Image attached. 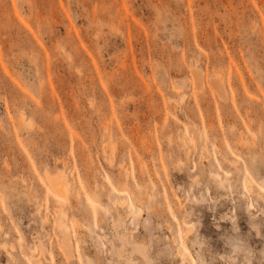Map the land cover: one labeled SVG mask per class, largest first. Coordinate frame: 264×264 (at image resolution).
Instances as JSON below:
<instances>
[{"label": "rangeland", "instance_id": "1", "mask_svg": "<svg viewBox=\"0 0 264 264\" xmlns=\"http://www.w3.org/2000/svg\"><path fill=\"white\" fill-rule=\"evenodd\" d=\"M119 215L153 264H264V0H0V264H125Z\"/></svg>", "mask_w": 264, "mask_h": 264}, {"label": "bare ground", "instance_id": "2", "mask_svg": "<svg viewBox=\"0 0 264 264\" xmlns=\"http://www.w3.org/2000/svg\"><path fill=\"white\" fill-rule=\"evenodd\" d=\"M192 72H193L192 74L194 75V78L197 82L196 84L198 85V82H199V84L201 85L200 82H202V81H199V79L201 77L197 75V71L193 70ZM218 84H220V83H218ZM209 175H210V177H213L217 180L219 187L225 188V185L229 183L227 181V179H224L218 173L210 172ZM46 180L48 182L49 188L54 192V194L56 195L57 198L60 199V197H63V196L65 197V195H67L66 193H68V191H69V181L64 176L59 175V176L51 177L50 175L46 174ZM195 182L198 183L197 178H195ZM57 212H58V218H57L58 221H56V222L58 223L59 229H61V231H62L63 248H64L65 252L68 254V256H72L73 243H72L70 235L68 234V226L62 220V218L65 217V213L63 210H59ZM122 223H123L122 217L120 215H119L118 220L112 221V227L115 231L116 238L119 241V246H116L113 242H111L113 248L115 249L113 251H115L117 256H119L121 258L124 257V255H125V258H124L125 264H136V260L133 257L134 255H138L141 258L143 264H153V260L150 259L148 247L146 245L130 241L129 238H130L131 234H126V233L120 232L119 228L122 227ZM39 247H40V244H39ZM176 256H178V254ZM96 257H97V261L100 262V257L97 253H96ZM181 264H184V263H181Z\"/></svg>", "mask_w": 264, "mask_h": 264}]
</instances>
